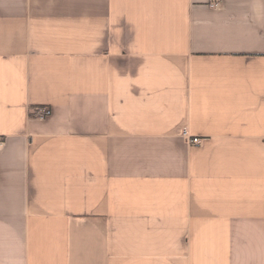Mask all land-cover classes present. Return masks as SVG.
I'll use <instances>...</instances> for the list:
<instances>
[{
	"label": "crops",
	"instance_id": "crops-1",
	"mask_svg": "<svg viewBox=\"0 0 264 264\" xmlns=\"http://www.w3.org/2000/svg\"><path fill=\"white\" fill-rule=\"evenodd\" d=\"M213 1L0 0V264H264V0Z\"/></svg>",
	"mask_w": 264,
	"mask_h": 264
},
{
	"label": "built area",
	"instance_id": "built-area-1",
	"mask_svg": "<svg viewBox=\"0 0 264 264\" xmlns=\"http://www.w3.org/2000/svg\"><path fill=\"white\" fill-rule=\"evenodd\" d=\"M212 8H217L219 6V2L217 1H213V3L210 5ZM50 115V110L49 109H39L37 111V118L39 119H45L47 116ZM193 144H199L200 143V140L199 139H194L192 141Z\"/></svg>",
	"mask_w": 264,
	"mask_h": 264
}]
</instances>
